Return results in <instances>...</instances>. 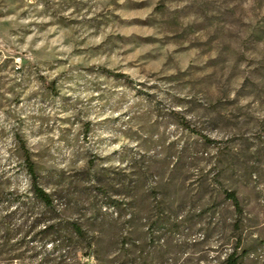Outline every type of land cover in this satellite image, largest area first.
I'll use <instances>...</instances> for the list:
<instances>
[{"label": "rangeland", "instance_id": "1", "mask_svg": "<svg viewBox=\"0 0 264 264\" xmlns=\"http://www.w3.org/2000/svg\"><path fill=\"white\" fill-rule=\"evenodd\" d=\"M0 128V264H264V0H0Z\"/></svg>", "mask_w": 264, "mask_h": 264}, {"label": "clouds", "instance_id": "2", "mask_svg": "<svg viewBox=\"0 0 264 264\" xmlns=\"http://www.w3.org/2000/svg\"><path fill=\"white\" fill-rule=\"evenodd\" d=\"M29 3L32 2V0H28ZM122 2V0H121ZM252 0H247V4H251ZM247 6V5H246ZM8 20H15L16 17L15 16H9L7 17ZM21 24H27V21H20ZM33 35H38V33H36L35 31L33 32ZM29 40L32 39V37L28 38ZM44 41L42 40L40 43L36 44L35 47L36 48H40L43 45ZM51 43L53 45L58 44L59 40H52ZM92 63H102V61H92ZM121 65H123L125 62L124 61H120L119 62ZM109 67L114 68L117 71H124L125 68L124 67H116V62L110 63L108 65ZM97 93L95 92H91V91H84V92H77L76 96L78 100L83 101V107H85L86 109H91L95 112L94 116H89L87 118L89 119H93L94 121H99L101 119H107L109 117H115L117 115H120L125 109L120 108L119 111L116 110V108L118 107L117 105H113L110 109H108L105 112H100L99 111V106L101 104V101L98 100H93L92 98L94 96H96ZM75 113H67L66 115H74ZM52 135H55L54 133ZM114 139H118L120 140V143H117L115 145H111V148L109 150H114V149H118L121 146V143H125V141H123L122 137H113ZM48 139L47 136L45 137H35L31 142L32 143H36L37 141L40 140H46ZM14 143H13V137H12V133L10 131V129L8 128H0V171H4L5 170V161L8 160V157L10 155L9 149H13L14 150Z\"/></svg>", "mask_w": 264, "mask_h": 264}, {"label": "trees", "instance_id": "3", "mask_svg": "<svg viewBox=\"0 0 264 264\" xmlns=\"http://www.w3.org/2000/svg\"><path fill=\"white\" fill-rule=\"evenodd\" d=\"M103 71L105 73H107L109 75H113L115 77H121V78L125 77V75L116 74V73H114L110 70H107V69H105ZM24 154H25L26 168H27L28 174H29L30 179H31V192L34 196V199L37 202L44 205L46 208H52L53 207L52 198L39 184L35 165L32 162L31 157L29 155V152L26 150L25 147H24ZM227 198L232 201V203L236 207L237 211L240 212L241 211L240 203H239V200H238L236 194L232 193V192L228 193ZM74 228L77 232H81V230L78 226H74ZM238 261H239L238 257L235 254H233L229 257L227 264H238Z\"/></svg>", "mask_w": 264, "mask_h": 264}]
</instances>
